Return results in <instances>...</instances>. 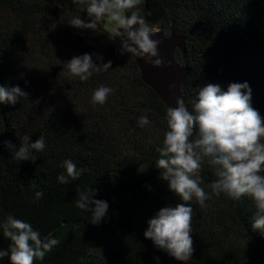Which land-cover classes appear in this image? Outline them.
<instances>
[{
    "label": "trees",
    "instance_id": "trees-1",
    "mask_svg": "<svg viewBox=\"0 0 264 264\" xmlns=\"http://www.w3.org/2000/svg\"><path fill=\"white\" fill-rule=\"evenodd\" d=\"M138 10L164 35L173 29L185 37L186 102L208 83L226 90L229 83L247 82L251 105L264 120V0H143ZM75 16L89 21L73 0H0V86L28 94L16 104H0V224L11 214L41 239L60 241L34 264H264V231L253 227L255 206L248 197L211 195L206 208L192 202L190 261L175 260L144 237L160 208L181 202L155 166L167 107L123 51L124 36L109 39L105 21L96 31L74 28L69 22ZM85 53L101 67L111 61L110 69L87 81L69 77L65 64ZM175 56L183 62L178 49ZM101 85L115 92L93 105L92 93ZM143 115L151 123L140 128ZM24 135L29 143L45 139V149L33 151L34 161L13 155ZM65 159L86 171L62 184L57 176L66 175L60 166ZM140 165L148 166L141 171ZM200 177L211 194L216 177L207 164ZM89 187L92 199L109 205L95 225L91 212L76 206ZM36 191L43 196L37 199ZM10 243L0 228V250L8 251ZM0 264L11 262L5 256Z\"/></svg>",
    "mask_w": 264,
    "mask_h": 264
},
{
    "label": "clouds",
    "instance_id": "clouds-1",
    "mask_svg": "<svg viewBox=\"0 0 264 264\" xmlns=\"http://www.w3.org/2000/svg\"><path fill=\"white\" fill-rule=\"evenodd\" d=\"M73 3L82 7L89 21L75 16L69 22L72 27L96 31L107 20L114 25L109 39L125 37L124 52L140 57L154 67L165 65L157 47L160 40L151 38L159 29L150 26L138 10L143 0H73ZM129 12L130 15H126ZM65 65L69 77L87 81L93 73L109 70L111 61L101 67L93 62L91 54L85 53L73 56ZM168 87L171 90L174 85L169 84ZM114 92V88L101 85L93 91L91 103L103 105ZM194 93L191 109L179 97L175 100V107L167 108V130L162 146L156 148L159 158L155 166L162 170L161 178L167 181L168 189L181 202L174 207L160 208L147 221L148 226L143 233L154 246L182 262L190 261L194 252L191 235L193 201L200 208H206L211 195L218 197L223 193L235 201L248 197L255 206L253 227L264 231V120L251 105L248 83L232 82L226 90H222L219 84L208 83L194 89ZM27 95L19 86H0V104L13 105ZM150 123L148 116L143 115L139 117L138 127L144 128ZM20 140L18 150H14L15 146L10 141L3 142L8 149L14 150L13 155L19 161H34L36 155L33 151L42 152L46 147L43 136L33 143H29V135ZM205 164L216 177L209 185L211 194L201 187L200 172ZM60 166L66 170V175L60 173L57 176L62 184L79 179L86 171L77 168L71 159H65ZM147 166L140 165V170ZM94 193L95 189L90 187L81 192L76 206L85 212L90 211L89 222L95 225L106 215L109 205L104 200L92 199ZM42 196V191H36L37 199ZM0 228L4 237L11 241L8 251L0 250V258L7 256L11 264H34L36 259H44L45 254L60 243L55 238L41 239L39 231L34 230L30 223L11 214ZM154 259L158 260V257Z\"/></svg>",
    "mask_w": 264,
    "mask_h": 264
},
{
    "label": "water",
    "instance_id": "water-1",
    "mask_svg": "<svg viewBox=\"0 0 264 264\" xmlns=\"http://www.w3.org/2000/svg\"><path fill=\"white\" fill-rule=\"evenodd\" d=\"M151 38L160 40L157 47L160 56L165 61V65L154 67L150 63H145L144 59L132 55L136 60L143 81L157 93L167 108L175 107V100L179 97L184 99L186 107L190 109L191 104L186 102L183 94V87L190 74V68L186 60L185 37L176 33L173 29L164 35L159 29V32L152 34ZM176 49L181 52L182 63L175 56ZM169 84H173L174 88L170 90Z\"/></svg>",
    "mask_w": 264,
    "mask_h": 264
},
{
    "label": "rangeland",
    "instance_id": "rangeland-1",
    "mask_svg": "<svg viewBox=\"0 0 264 264\" xmlns=\"http://www.w3.org/2000/svg\"><path fill=\"white\" fill-rule=\"evenodd\" d=\"M113 26L114 25L110 24L107 20H105L104 27L106 30L110 31Z\"/></svg>",
    "mask_w": 264,
    "mask_h": 264
}]
</instances>
